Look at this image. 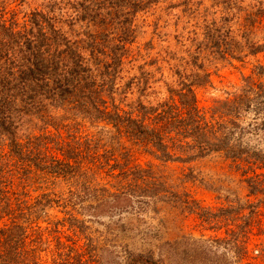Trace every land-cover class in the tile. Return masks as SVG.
Here are the masks:
<instances>
[{"label": "trees", "instance_id": "16d2710c", "mask_svg": "<svg viewBox=\"0 0 264 264\" xmlns=\"http://www.w3.org/2000/svg\"><path fill=\"white\" fill-rule=\"evenodd\" d=\"M154 3L46 0L22 25L0 18V264H40L33 243H45L42 237L30 240V229H41L33 219L55 205L74 210L82 196H91L95 204L89 209L97 217L148 200L196 215L210 229L247 209L236 202L212 212L169 186L152 166H132L128 152L119 154L120 162L99 136L79 133L82 122L109 127L160 163L187 164L219 154L244 163V174L251 167L264 170V66L257 65L254 78L243 77L240 88L204 110L195 89L207 86L210 74L201 67L179 74L167 100L151 106L139 102L135 114L120 108V96L132 84L117 90L135 39L134 21ZM221 30L213 23L208 31L214 53L224 61L240 60L242 50L235 54L225 43L228 31ZM247 50L255 55L264 42ZM104 176L110 181L101 182ZM245 182L250 195L264 197V173L251 172ZM261 207L264 198L248 205L240 216L247 224L227 230V244L244 245ZM67 217L70 227L86 229L83 220ZM123 264H163V258L153 251H126Z\"/></svg>", "mask_w": 264, "mask_h": 264}, {"label": "rangeland", "instance_id": "374dc122", "mask_svg": "<svg viewBox=\"0 0 264 264\" xmlns=\"http://www.w3.org/2000/svg\"><path fill=\"white\" fill-rule=\"evenodd\" d=\"M44 1L0 0V18L22 25L26 14L42 8ZM213 23L223 29L221 32L228 31L225 43L236 50L235 54L239 48L242 50L240 60L224 61L214 53L208 36ZM134 28L135 39L128 46L117 84V90H121L132 81L126 94L120 96L119 106L134 114L139 102L151 106L167 100L169 90L177 87L179 74L190 73L196 67L210 74V83L195 89L197 105L204 110L214 100L228 98L240 88L242 78L253 76L257 65L264 66V50L255 55H249L247 50L249 44L264 42V0H155L136 16ZM106 128L109 130L82 122L79 133L99 136L120 162L119 154L128 152L132 166H152L156 176L169 186L186 192L212 212L235 207L238 202L247 206L241 213L245 215L248 205L264 198L250 195L245 182L251 172L264 170L251 167L252 171L244 174V163H233L219 154L187 164L160 163L127 137ZM106 181L110 179L104 176L101 182ZM62 189L66 195L67 186ZM30 196L34 199L36 194ZM90 199L91 196H82L74 210L55 205L37 221L33 219L41 229H30L29 238L36 242L42 237L45 243H33L38 248L35 258L40 264H123L126 251H153L163 258V264H264L262 207L251 218L244 245L232 246L225 241L230 239L226 231L247 224L240 220L241 215L233 214L227 224L219 223L210 229L196 215L148 200L135 203L126 212L113 210L97 217L89 209L95 204ZM69 213L84 221V231L68 225Z\"/></svg>", "mask_w": 264, "mask_h": 264}]
</instances>
